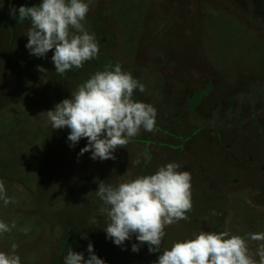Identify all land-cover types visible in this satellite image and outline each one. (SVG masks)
<instances>
[{
  "label": "rangeland",
  "instance_id": "rangeland-1",
  "mask_svg": "<svg viewBox=\"0 0 264 264\" xmlns=\"http://www.w3.org/2000/svg\"><path fill=\"white\" fill-rule=\"evenodd\" d=\"M40 2L0 0V179L15 200L0 201V220L16 225L0 251L16 243L21 264H64L70 248L87 258L91 242L106 264H154L160 253L146 244L131 250L135 235L123 246L106 239L96 189L173 162L190 172L192 209L165 228L162 251L200 231L264 232V0H91L84 23L98 56L64 75L54 50L29 54L30 21L9 15ZM117 63L145 86L132 99L157 109L156 129L115 160L78 156L87 139L70 147L47 110ZM248 243L255 253L260 242Z\"/></svg>",
  "mask_w": 264,
  "mask_h": 264
},
{
  "label": "clouds",
  "instance_id": "clouds-1",
  "mask_svg": "<svg viewBox=\"0 0 264 264\" xmlns=\"http://www.w3.org/2000/svg\"><path fill=\"white\" fill-rule=\"evenodd\" d=\"M90 3L91 0H41L31 7H10L9 15L15 17L18 13L19 21H30L25 45L29 54L43 58L54 50L51 60L55 71L64 75L98 56L97 38L84 23ZM37 68L40 72L45 70ZM137 89L144 92L145 86L117 63L90 76L70 98L47 110V118L52 129L70 130V147L81 138L87 139L78 156L90 152L93 160H115V151L126 148L141 130L156 129L157 109L152 104L134 101L133 92ZM124 175L131 177L132 173L127 169ZM96 195L102 201L99 214L107 217L103 228L106 239L123 246L135 235L138 243H132L131 250L138 252L146 244L149 253H160L154 264H264V232L250 233L245 238L229 231H200L194 238L176 241L161 250L165 228L189 219L187 213L192 209L191 175L187 170L181 171L177 163H167L152 174L124 179L117 186L100 181ZM0 201L5 206L15 203L7 195L2 179ZM90 223H97L95 217ZM15 226L14 221L9 225L0 220V235ZM29 230L23 229L25 234ZM249 240L260 242L255 253L250 250ZM17 248L12 243L10 252L0 251V264H21ZM87 251L85 258L82 252L70 248L64 264H106L95 254L91 242Z\"/></svg>",
  "mask_w": 264,
  "mask_h": 264
},
{
  "label": "trees",
  "instance_id": "trees-1",
  "mask_svg": "<svg viewBox=\"0 0 264 264\" xmlns=\"http://www.w3.org/2000/svg\"><path fill=\"white\" fill-rule=\"evenodd\" d=\"M97 58V57H96ZM12 211V210H11Z\"/></svg>",
  "mask_w": 264,
  "mask_h": 264
}]
</instances>
